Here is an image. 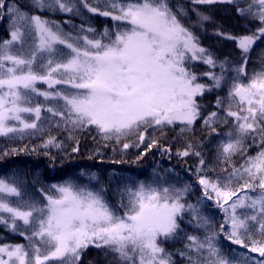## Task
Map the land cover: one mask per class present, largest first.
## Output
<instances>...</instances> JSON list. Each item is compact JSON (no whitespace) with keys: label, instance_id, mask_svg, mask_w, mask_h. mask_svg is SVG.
Returning <instances> with one entry per match:
<instances>
[{"label":"snow or ice","instance_id":"snow-or-ice-1","mask_svg":"<svg viewBox=\"0 0 264 264\" xmlns=\"http://www.w3.org/2000/svg\"><path fill=\"white\" fill-rule=\"evenodd\" d=\"M215 5L232 6L246 22V34L213 31L235 43L236 60L201 44L198 32L214 22ZM30 7L0 0L9 36L0 40V138L41 142L0 159H54L50 150L65 147L59 133L79 153V136L95 130L96 143L121 157L135 148L137 161L154 149L161 158L191 160L195 183L157 165L150 179H119L113 206L107 193L115 172L107 184L96 172L80 173L86 183L41 184L40 198L18 174L0 177V226L26 241L0 243V264H81L90 246L113 264H264V51L261 66L248 70L254 46L264 43V0H30ZM57 14L69 18H50ZM94 17L112 24L99 31ZM213 92L209 110L200 98ZM169 129L176 136L166 142ZM198 130L218 137L211 157ZM100 156L97 148L88 159ZM209 202L220 222L207 213ZM169 242L181 247L169 250Z\"/></svg>","mask_w":264,"mask_h":264},{"label":"trees","instance_id":"trees-1","mask_svg":"<svg viewBox=\"0 0 264 264\" xmlns=\"http://www.w3.org/2000/svg\"><path fill=\"white\" fill-rule=\"evenodd\" d=\"M22 9L31 12L35 10L30 7V0H17ZM181 2L187 3V0H181ZM190 7V5H189ZM44 16H49L47 12L38 13ZM210 14L213 17L214 22H210L206 25V31L198 32L201 40V44L212 50L218 58L223 59L224 57H229L232 60L239 58V49L236 48L233 41L223 40L220 37L213 35V31L216 27H222L224 31L231 32L235 35L246 34L245 25L246 22L237 16L234 8L230 5H215L211 6ZM193 19L195 15L192 14ZM51 19H55L63 23L66 18L63 14H57L51 16ZM73 23L79 24L81 21L79 18L71 17ZM92 23L97 28V30L102 31L105 25L109 27L112 21L109 18L104 17H94L92 18ZM65 29H68V25H64ZM247 27L252 28L253 25L247 24ZM8 36V23L7 21H0V40L7 39ZM264 51V43L258 41L257 45L254 46L251 59L249 60L248 70L258 69L260 61L258 57L261 52ZM196 71L206 70V66L202 64L195 65ZM43 87V86H41ZM226 94V89L219 92V95L223 96ZM217 93H207L201 99V102L211 110ZM199 127V125L197 126ZM54 134H55V130ZM223 131V129H221ZM96 135L95 130L84 132L79 136L80 140V151L79 153L72 154L71 148L73 146L72 141L65 139V133H59V139L64 141V150L51 149V156L54 159L46 157L42 154H26L20 153L19 155H10L3 159H0V177L11 176L16 173L25 182L24 186L27 192L31 195L39 197L38 189L41 184L47 185L51 183H60L65 179H76L79 178L82 183H86V179L80 177L81 172H96L101 179L107 184L109 181L110 173L115 172L117 174V180L113 181L109 187L107 196L110 203L113 206L117 205V197L114 194L117 186V181L121 178L128 179H139L147 180L152 177V170L157 165L160 168H173L176 173H179L178 179L181 181H189L195 183V177L190 174L187 170L189 165L192 163L189 160L188 164L179 161L173 156L172 159L167 157L161 158L160 154L154 149L143 159L137 161V149H129L127 154L123 157L120 156L119 150L117 153H113L111 147L103 148L102 145H98L93 137ZM159 135V133H157ZM198 138L204 140V152L206 156L211 157L214 153L215 143L218 137L213 136L210 140L207 138L206 134H202L199 130L196 133ZM176 136V132L169 129L167 130V137L169 142ZM41 142L40 138L32 137L25 138L24 140H9L5 138H0V153L5 150H10L11 148H20L25 145L31 148L38 145ZM100 148L103 156L97 157L96 159H88L89 154H94L96 149ZM43 150H41L42 152ZM256 149H249L250 154H255ZM123 159L126 162L121 164H112L109 161L111 159ZM103 161V162H101ZM38 178L39 183H33L34 179ZM200 195L199 186L196 185L195 194L191 197L194 201L196 196ZM207 213L211 215L217 222L222 220V214L219 209L211 206L209 202V207L207 208ZM182 227L188 231L193 232L194 229L187 223L182 222ZM0 243H26L23 237L14 235L6 231L3 226H0ZM223 243L228 247H238L235 245H230V242L223 241ZM169 250H173L176 247H181L179 243L173 244L169 242L167 245ZM54 264V262H52ZM81 264H113L110 255H105L103 249H97L95 247H89L82 257Z\"/></svg>","mask_w":264,"mask_h":264}]
</instances>
